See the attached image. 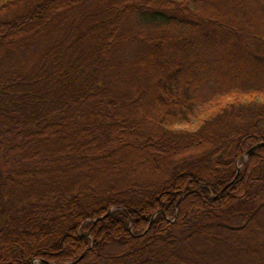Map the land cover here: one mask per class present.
Instances as JSON below:
<instances>
[{
    "label": "trees",
    "instance_id": "obj_1",
    "mask_svg": "<svg viewBox=\"0 0 264 264\" xmlns=\"http://www.w3.org/2000/svg\"><path fill=\"white\" fill-rule=\"evenodd\" d=\"M235 2L0 0V264H264V87L195 80L264 76Z\"/></svg>",
    "mask_w": 264,
    "mask_h": 264
},
{
    "label": "rangeland",
    "instance_id": "obj_2",
    "mask_svg": "<svg viewBox=\"0 0 264 264\" xmlns=\"http://www.w3.org/2000/svg\"><path fill=\"white\" fill-rule=\"evenodd\" d=\"M15 1V0H14ZM234 1V0H233ZM228 5V3H227ZM264 6V1L263 4ZM229 6V5H228ZM234 12L237 14L238 19L242 20V24L248 27V24L250 21H258L259 29H264V10L261 9V6L256 3L255 0H236V2L232 6ZM250 20V21H248ZM261 53L264 55V49L261 51ZM211 63V62H210ZM210 63L206 65V67H202L199 72L196 73L195 75V80H196V85H197V92L198 94H203L205 98L204 101L202 102L201 106L203 105L204 102L209 101V97L207 95L211 93V95H214L216 92L220 91L223 87H230L231 89L239 88V89H251L252 87L256 86L259 88L264 87V76L261 75L259 77V80L257 82L253 81H247V82H242V83H222L220 81L219 77L216 78L212 75V70ZM223 84V86H222Z\"/></svg>",
    "mask_w": 264,
    "mask_h": 264
},
{
    "label": "water",
    "instance_id": "obj_3",
    "mask_svg": "<svg viewBox=\"0 0 264 264\" xmlns=\"http://www.w3.org/2000/svg\"><path fill=\"white\" fill-rule=\"evenodd\" d=\"M264 146V142H258L257 144H255L254 146H252L246 153L245 156H247L250 152H252L253 150H255L258 147ZM108 214V213H107Z\"/></svg>",
    "mask_w": 264,
    "mask_h": 264
}]
</instances>
